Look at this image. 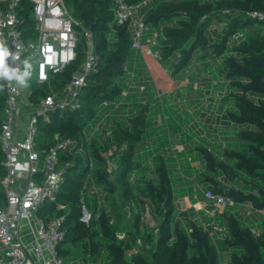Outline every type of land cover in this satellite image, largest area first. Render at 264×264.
Wrapping results in <instances>:
<instances>
[{"label":"trees","instance_id":"obj_1","mask_svg":"<svg viewBox=\"0 0 264 264\" xmlns=\"http://www.w3.org/2000/svg\"><path fill=\"white\" fill-rule=\"evenodd\" d=\"M142 1L126 0L129 4ZM20 2L22 35L26 40L36 39L31 3ZM65 2L92 33L98 63L80 91L79 108L56 110L48 119L40 118L38 122L39 151L52 146L58 134L75 139L78 149H86L92 159L90 165L83 152H61L59 161L71 163L61 189L54 198L44 200L37 211L46 220L62 217L65 237L57 251L64 264H79L76 260L88 254L96 264H224L225 250H231V264H264V217L262 229L257 232L225 209L217 217L227 231L222 239L211 238L195 219L186 217L184 222L175 218L177 194L164 155L157 149L143 153L151 155L150 162L141 158V145L150 125V99L155 97L141 101L135 93L139 81L133 28L129 23L116 21L112 0ZM248 10L264 12V0H153L145 6L144 15L149 30L158 32V60L174 79H189L183 84L186 89L199 86H195L196 76L187 72L199 50L204 62L219 60L216 70L223 68L233 99L226 121L234 127L235 136L224 148L216 145L215 151L204 138L196 144L203 153L202 170L196 177L202 182L210 181L208 189L229 196L232 206L250 202L255 209L264 211V21L247 17ZM239 31L246 32V36L237 41L234 35ZM84 39L82 34L75 61L53 74L49 84L29 81L31 101L38 102L51 88L60 92L70 82L85 60ZM130 72H134L133 78ZM149 81L152 83L151 78ZM0 84L1 125L5 80ZM126 100L132 105L127 114ZM112 101L122 102L116 107L105 106V102ZM98 123L99 129L88 141ZM184 151L185 148L182 154ZM3 158L0 150V180L6 174L1 164ZM109 160L115 165L112 174L107 170ZM185 161L189 165V160ZM179 167L186 178L188 174ZM219 176L231 183L220 182ZM93 186L105 193L103 203L92 193ZM5 201L0 182V206ZM148 202L158 218L156 226L142 220ZM83 204L90 213L89 222L82 219ZM128 213L131 227L119 237L121 222ZM138 240L142 245L135 252Z\"/></svg>","mask_w":264,"mask_h":264},{"label":"built area","instance_id":"obj_2","mask_svg":"<svg viewBox=\"0 0 264 264\" xmlns=\"http://www.w3.org/2000/svg\"><path fill=\"white\" fill-rule=\"evenodd\" d=\"M29 1L35 18L37 38L26 40L19 27V8L22 7L20 0H0V45L9 52L5 59L6 66L23 72L24 62L27 61L31 65V80L40 85L49 84L53 74L63 71L75 61L78 41L82 34L85 37V60L62 91L51 88L38 102L32 103V114L22 136L20 124L23 115L22 98L29 80L26 78V86L5 80L6 100L0 125V150L4 157L1 164L6 174L0 182L6 201L4 206H0V248L3 251L0 264H64V258L57 251V245L65 237L62 217L46 220L39 217L37 211L44 200L54 198L61 189L66 169L71 164L59 161L61 152H83L85 162L90 165L92 159L86 149H78V142L75 139L61 138L58 134L52 146L39 151L36 148L38 122L40 118L48 119L49 114L56 110L80 107V91L85 85L87 75L96 68L98 56L94 50L92 33L73 15L65 0ZM112 1L116 21L130 24L134 31L133 47L140 49L142 37L149 30L145 15L140 10L153 0H143L138 4H129L126 0ZM246 16L264 21V12L259 10H248ZM245 36L246 32L239 31L234 35V39L240 41ZM153 44H157V41ZM149 52L155 59L160 58L158 50L149 49ZM129 76L133 78L134 72H130ZM195 86H198V83H195ZM126 94L127 91H124V95ZM157 96L163 97L160 89ZM121 102L112 101L104 104L116 107ZM99 126L98 123L94 127L88 141ZM225 145L226 142L222 144V148ZM209 150L211 151L210 148ZM108 163L107 170L112 174L115 165L110 160ZM199 165L202 166L201 162ZM218 180L229 185L222 176H219ZM93 187L92 193L97 196L99 203H103L105 193ZM204 196L211 204L207 211L209 218L204 220L198 215L195 220L211 238H216L217 233L226 230L218 223L217 217L229 205H233V200L211 189L206 190ZM82 219L86 222L90 220V213L84 204ZM150 219L152 211L147 203L142 211V220L151 226L153 224ZM24 229L30 234L27 242L20 237ZM118 236L123 237L124 234L119 232ZM141 245L142 242L138 240L133 251L136 252ZM78 263L96 264L89 254Z\"/></svg>","mask_w":264,"mask_h":264},{"label":"rangeland","instance_id":"obj_3","mask_svg":"<svg viewBox=\"0 0 264 264\" xmlns=\"http://www.w3.org/2000/svg\"><path fill=\"white\" fill-rule=\"evenodd\" d=\"M69 8L72 10L70 6ZM213 30L219 31L220 28L213 27ZM263 30L264 28L261 32ZM200 53L201 50L197 52L187 70L190 75L196 76V81L199 83L197 88L186 89L183 84L189 82L187 78L184 81L178 82L181 87L179 89V95L176 93L170 95L166 92V88L163 85H159L161 92H163V97L160 98L156 95L155 99L157 100L152 101L153 99H150L152 110L149 132L156 131L157 134L159 133L164 136L163 140H165V142L158 146V144L152 142V136H147L143 140L140 149L143 162H150L149 160L151 158V155H148V153L146 156H143L145 151L154 152L158 149V151L162 152L170 168L171 181L175 189V194L178 196L177 202H181V197L184 196H181V194L187 193L185 180H189L188 177H183V173L179 166H181L185 160H189L190 166L199 165L203 159V153L196 148V144L202 143L204 137L208 139V137H206V130L209 123H214L212 118L218 116L221 118L222 115L226 118L228 113L227 109L233 106L232 95L230 94V89L227 87L223 68L220 67L219 70H216L219 60H216L215 63H206L200 57ZM229 124L230 123L227 124V129L229 131L227 141L233 142L235 136L234 127ZM180 146L185 148L183 154V149H181ZM114 149L115 148H112L111 152H113ZM106 156L112 159L107 153ZM193 157L194 162H191V158ZM222 177L225 178L224 176ZM227 182L231 183L229 180H227ZM205 183L211 182L206 180ZM148 204L150 203L148 202ZM180 213V208H176V219L179 218ZM243 214L245 215V212L239 215ZM129 216V213L126 214L121 222V233L124 235L126 230L131 227ZM261 216H264V214ZM152 218H154V221L150 219V222L153 224L151 226H155V222H157L158 218L153 211ZM181 218L182 221L186 219L185 216ZM84 258L85 256H80L78 261L81 262ZM97 264L100 263L98 262Z\"/></svg>","mask_w":264,"mask_h":264},{"label":"crops","instance_id":"obj_4","mask_svg":"<svg viewBox=\"0 0 264 264\" xmlns=\"http://www.w3.org/2000/svg\"><path fill=\"white\" fill-rule=\"evenodd\" d=\"M144 11L145 7L141 8L140 12L144 13ZM157 34L158 32L153 30L145 32L142 40V46L140 49H137L138 58L136 59L135 66L136 72L138 73L137 80L139 81V87L136 88L135 93H138V97H140L141 101L144 100V98L155 97L157 91L160 89L159 85H163L166 88V92H168L170 95H173L175 93L177 95L180 94L179 89H177L180 87V84H178L179 81L177 79H174L170 75L169 71L162 66L160 61L158 59H155L149 52V49H152L153 51L156 50V44H153V42L157 41ZM149 78H151L152 83L149 81ZM194 80H196V78ZM30 94L31 90L28 83V88H26L22 98L23 115L20 120V124L22 127L21 136L25 134V127L30 119L33 110L32 103L34 102L31 101ZM154 100L157 99H153L152 101ZM126 103L128 104L125 111V113L127 114L130 113V108L132 105L131 102H127V100ZM212 121H214V123H209L206 130V137H208V139H206L205 137L204 139H206V144L208 146H211L215 151L216 145L222 146L224 142H227L229 131L227 129L228 123L224 115H222L221 118H219V116L214 117L212 118ZM146 136H152V142H155L156 144H158V146L165 142V140H163L164 136L160 135L159 133L157 134L156 131L149 132L148 130ZM180 148L183 149V146H180ZM191 162H194V157L191 158ZM181 167L182 170L186 172V174H188L187 177L189 180L186 182L187 193L181 194V196L184 195L183 197H181V202L176 201V208H180L181 211L178 219L181 220L182 216L195 219L198 215H200L204 220H208L209 217L207 211L211 207V204L209 201L204 199V192L206 189L210 188V183L202 182L199 180V177H196V173L202 170V166H189L188 162L185 161L181 165ZM226 210L228 212H234L240 219L253 227L255 231L260 232V230L262 229V219L264 216L261 215L264 214V211L255 209L250 202L238 203L234 206L229 205ZM244 212L245 215H239L240 213ZM152 220L154 221V218H152ZM157 223L158 219L157 222H155V226L157 225ZM221 226L224 227L222 224ZM226 232L227 231L225 230L223 232L217 233L216 238H224L226 236ZM20 237L27 242L30 239V234H28V231L24 229L20 234ZM2 253L3 251L0 248V257ZM230 253L231 250H225L223 252V262L225 260L224 264H231ZM76 261L78 262V260Z\"/></svg>","mask_w":264,"mask_h":264},{"label":"clouds","instance_id":"obj_5","mask_svg":"<svg viewBox=\"0 0 264 264\" xmlns=\"http://www.w3.org/2000/svg\"><path fill=\"white\" fill-rule=\"evenodd\" d=\"M9 56V52L3 45H0V81L7 80L9 82L15 81L19 86H26V78L29 76L27 69L31 67L27 61L24 62L25 71L20 72L15 69H10L5 64L6 57ZM18 58V57H15ZM3 88V85L0 84V89Z\"/></svg>","mask_w":264,"mask_h":264},{"label":"water","instance_id":"obj_6","mask_svg":"<svg viewBox=\"0 0 264 264\" xmlns=\"http://www.w3.org/2000/svg\"><path fill=\"white\" fill-rule=\"evenodd\" d=\"M27 71L29 72V76L27 77V79H31V69L29 68V69H27Z\"/></svg>","mask_w":264,"mask_h":264}]
</instances>
